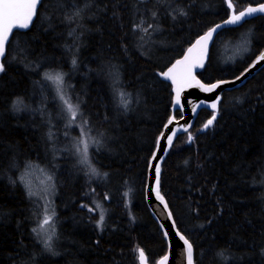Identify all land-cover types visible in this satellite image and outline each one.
<instances>
[{"label":"trees","instance_id":"16d2710c","mask_svg":"<svg viewBox=\"0 0 264 264\" xmlns=\"http://www.w3.org/2000/svg\"><path fill=\"white\" fill-rule=\"evenodd\" d=\"M252 1L231 0V10L225 0H42L32 27L13 33L0 73V264H140L138 249L146 264L165 256L144 191L157 139L169 117L181 114L160 74L209 29L264 3ZM263 51L258 15L219 30L196 77L205 85L234 79ZM45 72L65 74L87 134L100 141L88 146L98 175L73 156L72 129ZM212 114L200 109L174 139L161 164V195L193 245V264H264V68L223 92L216 120L202 130ZM29 164L53 177L57 255L32 232L37 201L21 182Z\"/></svg>","mask_w":264,"mask_h":264},{"label":"snow or ice","instance_id":"6c2138e0","mask_svg":"<svg viewBox=\"0 0 264 264\" xmlns=\"http://www.w3.org/2000/svg\"><path fill=\"white\" fill-rule=\"evenodd\" d=\"M41 0H0V58H4L6 55V45L9 41V34L12 32L14 27H19L21 29H26L29 27L30 22L33 20L34 15L36 14L38 4H40ZM143 2V0H140ZM228 8H233L232 3H228ZM254 13H264V4H261L259 7H249L246 11L239 12L238 15H232L229 19L225 21V25H239L242 20L246 17L251 16ZM78 15V13H77ZM155 15V13H153ZM139 25L134 26V31L139 28ZM151 27V25H149ZM224 25H216L215 27L209 29L202 37H200L195 45L190 47L187 50L183 60H178L175 65L172 66L167 72L162 73V76L165 80H170L173 85V91L175 92V96L172 100V104L174 106L175 111L180 112L183 114L186 111V108L182 104L181 101V92L185 88L191 87H198L203 92H212L217 88H220L222 84L226 83L225 81L221 80L217 83L211 84L210 86H206L205 84L201 83L196 77L193 75V69L195 68H204L205 61L209 59V43L213 42L214 34L218 32V29H221ZM144 32H147V28L141 29ZM248 43L247 37L243 38V44L241 47H244ZM244 50H247L246 47ZM15 59V58H13ZM264 60V55H261L257 63L259 61ZM76 59H72L73 66H76ZM5 63L0 60V73L5 72ZM63 73L56 72V73H44V79L49 81L55 88V92L59 97L60 101H62L64 110L68 113L69 117V126L72 123L77 121V118L80 117L81 123V140L79 141L80 144L83 145V148L77 146L76 153L80 156L79 163L84 165L88 168V171L91 175H98V171L95 167L92 166L89 160V153H88V141L84 138L87 136L88 131V120L83 117V113L80 111V103L77 101L75 104L72 103L71 99L67 96V88L69 85H66L64 80ZM243 75V74H242ZM237 80L240 77H236ZM118 74L114 77V85L118 83ZM115 90V89H114ZM120 99L119 104L124 107L125 110L128 109V99L127 94L120 92L119 93ZM22 103L21 100L17 99L13 102V110L19 111L20 104ZM220 103L219 97H217L216 102H213L209 105L213 110V114L210 119L203 125L202 130H206L211 127L216 120V111L218 104ZM202 105L199 104H192L191 112L193 114L196 113L197 108L201 107ZM181 119H183V115H181ZM175 120V117H169V124H172ZM167 127V125L165 126ZM185 132L188 131V128L183 129ZM173 136H175V132L172 135L167 136V143L169 146L173 143ZM51 137V133L49 134V138ZM91 139V138H89ZM193 141L192 135L188 136V142L191 143ZM97 145L100 144L99 140L94 141ZM159 144V141L157 142ZM153 159H156L155 153L153 154ZM187 163V162H186ZM28 167H32L31 164ZM150 168L154 169L155 172V184L150 186L151 194H154L156 199L164 205V211L167 212L169 220H172V227L176 230V235L179 237L180 241L183 242L184 248L183 253L186 255V262L187 264H193V245L189 242V240L185 237V235L181 234L179 229L177 228V224L175 219L173 218L172 212L168 209V205L165 202L164 197L161 195L160 192V175H161V167L160 163L157 162L155 165H149ZM107 173H104L103 176L107 177ZM48 180L52 181L53 177L48 176ZM21 182L24 183V186L27 190V195L29 197L35 196L36 193L32 191L29 182L25 179V176H21ZM55 185L50 184L49 188L45 189V196L44 199H47V194L49 189L54 190ZM125 197L128 196V193H124ZM107 199V196L105 197ZM51 205L45 208V212H48V208ZM81 207H88L87 205H81ZM96 208L100 209L101 205L99 203L96 204ZM89 212H93L94 209L88 207ZM55 215L54 210L51 214H45L41 222L37 228H33L32 232L36 234L39 238V241L43 244V248L47 252H51L52 255H57L56 252L52 250L51 241L55 236V223L53 221V216ZM104 212H100L99 221L97 222V228H101L104 223ZM47 226V227H46ZM165 238H168V232L165 231ZM139 252V261L140 264H146L145 262V254L142 249L137 250ZM169 257L165 255L160 261L159 264H167Z\"/></svg>","mask_w":264,"mask_h":264},{"label":"water","instance_id":"95a60500","mask_svg":"<svg viewBox=\"0 0 264 264\" xmlns=\"http://www.w3.org/2000/svg\"><path fill=\"white\" fill-rule=\"evenodd\" d=\"M41 2H42V0H41ZM41 2H40V4H38L36 14L34 15L33 20L30 22L28 28H26V29H21L19 27L13 28L12 32L9 34V41L7 42V45H6V52H7V46L9 44L11 37H12L14 32H16V31L26 32L32 27V25L36 19L37 12L39 10ZM225 2L228 5V3H231V0H225ZM261 4H264V3H261ZM261 4L249 5L242 11H246V9L249 7H259ZM232 9L233 8H231V10ZM238 14L239 13H237L235 15H238ZM258 15L264 16V13H254L251 16H248L244 20H242L241 23H243L244 21H247V20H249L255 16H258ZM219 25H224V27H222L221 29L227 28V27L238 26V25H225V21L220 23ZM221 29H218V31ZM214 37H215V34H214ZM214 37H213V41H214ZM198 39H196L190 47L195 45V43ZM212 43L213 42L209 43V51H210V48L212 46ZM187 50L185 51V53L183 54V56L181 58L177 59L163 73L167 72L170 68H172V66L175 65L178 60H183L185 54L187 53ZM261 55H264V51L250 64V66L246 70H244L239 76H237V77H240L239 80H237L236 78L224 80L226 83L222 84L220 88H217L216 90H214L212 92H203L198 87L185 88L181 92V101H182V104L184 105V107L186 108V111L183 114L180 113L181 115H183V119H181V117L179 119H175L172 124L168 123L169 120L167 121V123L165 124V126L167 125V127L164 126L161 134L159 135V137L157 139V142L159 141V144L156 142L155 150L153 152V154L155 153V155H156V159H153V154H152L150 161H149V165L150 164L155 165L157 162H159L160 167H161V164H162L164 158L166 157V155L168 154V152L170 151V148L172 146V145L171 146L168 145L167 136L172 135V133L175 132V136H173V141H174V139L177 137V135L187 133L191 129V127L193 126L194 120H195L197 113L199 112L200 109L206 108V109L211 111L212 109H211V107H209V105L213 102H216L217 97H219V99H220L223 92L233 90L235 88L240 87L251 76L255 75L259 70L264 68V60H261V61H259V63H257V60ZM4 58H0V60H2V62H3ZM206 61H205V63H206ZM202 69L203 68L193 69V75L196 77V74L198 72H200ZM160 78L171 84L173 98H174L175 92L173 91V85H172L171 81L165 80L162 76V73L160 74ZM196 79L199 80L197 77H196ZM217 82H215V83H217ZM212 84H214V83H212ZM210 85H206V86H210ZM193 103L202 105L201 107L197 108V111L195 114H193L191 112V108H192ZM172 110H175L174 106H172ZM171 117H173V116H171ZM184 128H188V131L185 132L183 130ZM149 165H148L147 180H146V186H145V202H146V205H147V208H148L150 214L152 215V217L154 218V220L158 224L160 230L162 231L164 239L167 243V252L165 254L169 257L167 264H187L186 255L182 251L184 248L183 242L180 241L179 237L176 235V230H174L172 227V220H169L167 212L164 211V205L161 204L156 199L155 195L151 194V192H150V186L155 184V172H154L153 168L149 167ZM165 231L168 232V238L167 239L165 238ZM159 261L157 262V264H159Z\"/></svg>","mask_w":264,"mask_h":264},{"label":"rangeland","instance_id":"374dc122","mask_svg":"<svg viewBox=\"0 0 264 264\" xmlns=\"http://www.w3.org/2000/svg\"><path fill=\"white\" fill-rule=\"evenodd\" d=\"M228 49H231V48H227V47L224 48L223 55L225 57H226L225 54H227ZM232 50H235V49L233 48ZM236 50L238 49L236 48ZM53 89H54V94L56 97L55 99L56 100L58 99L57 102H58L59 108L61 112L63 113L64 117L66 118V120L68 121V125H69L68 113L66 112V110H64L63 103L62 101H60L59 97L57 96L55 92V88ZM67 96L71 99L72 103L75 104V101L68 93V89H67ZM77 121H78V118H77ZM77 121L72 123L71 127H69L72 129V135L69 137V141L72 140L70 149L72 150L73 156L77 158L78 160H80V156L76 153V147L79 146L83 148V145L79 143V141L81 140V128H80V125L79 126L76 125L78 124ZM87 135L88 136H86L84 139L88 141V145L90 146L92 144L95 146V142H94L95 138L93 137V135L92 134H87ZM24 176H25V179L29 182L32 191L36 193V195L32 197L37 201V207H38V213H39V218H38V223H37V227H38L39 222H41L43 219V216L45 214H51V212L53 211L52 203H53V197H54V190L49 189L48 194H47V199H44L45 189L49 188L50 184H53V180L52 181L48 180V176H52V175L50 174V172L48 171L45 172L43 169H40L39 167L34 166V167H30V169L24 174ZM48 205H51V207L48 208V212L46 213L45 208L48 207ZM53 221L55 223L54 216H53Z\"/></svg>","mask_w":264,"mask_h":264},{"label":"bare ground","instance_id":"6f19581e","mask_svg":"<svg viewBox=\"0 0 264 264\" xmlns=\"http://www.w3.org/2000/svg\"><path fill=\"white\" fill-rule=\"evenodd\" d=\"M250 1H251V0H250ZM247 2H248V1H247ZM253 2H255V1L253 0L252 3H253ZM256 2H257V1H256ZM249 3H250V2H249ZM258 3H259V1H258ZM262 3H263V2H262ZM250 5H251V4H250ZM245 8H246V7H245ZM57 100H58V99H57ZM61 105H62V104H61ZM69 130H71V129H69ZM71 131H72V130H71ZM69 136H70V135H68V137H69ZM71 141H72V140H71ZM96 145H97V144H96ZM100 147H101V146H100ZM103 147H104V146H103ZM103 147H102V148H103ZM95 148H96V147H95ZM90 150H91V149H90ZM101 150H102V149H101ZM92 151H93V153H94V150H92ZM96 151H97V149H96ZM110 151H111V150H110ZM107 152H108V151H107ZM102 153H103V152H102ZM102 153H101V154H102ZM104 154H105V153H104ZM108 154H109V153H108ZM98 155H99V154H98ZM103 156H104V155H103ZM89 157H90V156H89ZM98 157H99V156H98ZM91 162H92V161H91ZM145 186H146V185H145ZM144 192H145V191H144ZM144 194H145V193H144Z\"/></svg>","mask_w":264,"mask_h":264}]
</instances>
